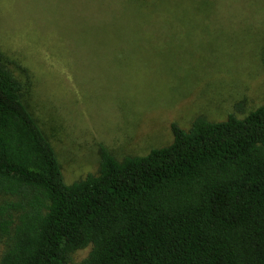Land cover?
Masks as SVG:
<instances>
[{
	"label": "rangeland",
	"instance_id": "obj_1",
	"mask_svg": "<svg viewBox=\"0 0 264 264\" xmlns=\"http://www.w3.org/2000/svg\"><path fill=\"white\" fill-rule=\"evenodd\" d=\"M263 48L264 0H0V50L65 184L97 174L99 145L144 155L172 124L255 110Z\"/></svg>",
	"mask_w": 264,
	"mask_h": 264
},
{
	"label": "trees",
	"instance_id": "obj_2",
	"mask_svg": "<svg viewBox=\"0 0 264 264\" xmlns=\"http://www.w3.org/2000/svg\"><path fill=\"white\" fill-rule=\"evenodd\" d=\"M264 66V48L262 52ZM0 50V264H264V103L65 184Z\"/></svg>",
	"mask_w": 264,
	"mask_h": 264
}]
</instances>
